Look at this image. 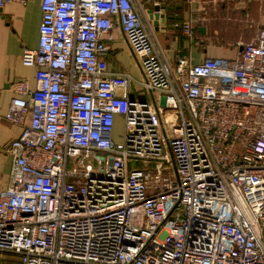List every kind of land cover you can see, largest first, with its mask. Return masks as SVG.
<instances>
[{
	"label": "built area",
	"instance_id": "obj_1",
	"mask_svg": "<svg viewBox=\"0 0 264 264\" xmlns=\"http://www.w3.org/2000/svg\"><path fill=\"white\" fill-rule=\"evenodd\" d=\"M12 2L29 0L0 8ZM41 10L39 46L22 55L37 87L0 110L22 126L7 146L0 253L21 264H264V27L232 44L234 58L171 63L139 0H41ZM116 24L139 79L109 68Z\"/></svg>",
	"mask_w": 264,
	"mask_h": 264
},
{
	"label": "crops",
	"instance_id": "obj_2",
	"mask_svg": "<svg viewBox=\"0 0 264 264\" xmlns=\"http://www.w3.org/2000/svg\"><path fill=\"white\" fill-rule=\"evenodd\" d=\"M139 1L146 7L143 18L157 48L165 52L171 63H175L180 54L190 55L195 63H200L207 57H230L234 50L231 38L239 34L238 39L245 41V37L250 39L257 34L260 27H264V0ZM155 5H160V13L165 14V19H160L158 25L154 24V19L150 18L148 12ZM191 11L195 19L192 39L183 31V24L190 18ZM41 19V0H29L27 5L12 2L0 8L2 113L7 112L13 97L25 98L24 91H32L37 87L36 67L25 65L22 55L25 49L38 48ZM112 34L111 40L107 36L104 37L109 68L113 71L129 72L139 79L141 73L137 61L118 24ZM21 80L26 82L24 88L15 89L13 84ZM136 88L137 85L132 86L134 96L144 98ZM21 132V125L0 119V192L8 188L11 182L13 157L7 151V146L18 138ZM0 264H21V261L17 255L0 253Z\"/></svg>",
	"mask_w": 264,
	"mask_h": 264
},
{
	"label": "rangeland",
	"instance_id": "obj_3",
	"mask_svg": "<svg viewBox=\"0 0 264 264\" xmlns=\"http://www.w3.org/2000/svg\"><path fill=\"white\" fill-rule=\"evenodd\" d=\"M215 18V17H214ZM246 25V24H245ZM241 28V26H240ZM240 38L239 34H236L234 36V38H231L233 39V43H236L238 40H241V39H238ZM244 38V37H243ZM249 39V38H248ZM248 39H246L245 37V41H248ZM237 49L235 48L233 51H232V56H230L231 58H234L236 57L237 55ZM229 57V58H230ZM136 90H140L138 85H137V88ZM142 96L147 99L148 101H152V96L150 94H148L147 92L145 91H142ZM124 132H125V119H124V116H119V118L116 120V123H115V127H114V138L115 140H123V135H124ZM138 165H142V163H130V168H134V167H137ZM146 169H149V168H146Z\"/></svg>",
	"mask_w": 264,
	"mask_h": 264
},
{
	"label": "water",
	"instance_id": "obj_4",
	"mask_svg": "<svg viewBox=\"0 0 264 264\" xmlns=\"http://www.w3.org/2000/svg\"><path fill=\"white\" fill-rule=\"evenodd\" d=\"M150 14V18L154 19V24L158 25L160 19H165V14L160 13L161 12V7L160 5H155L152 9L148 10Z\"/></svg>",
	"mask_w": 264,
	"mask_h": 264
}]
</instances>
